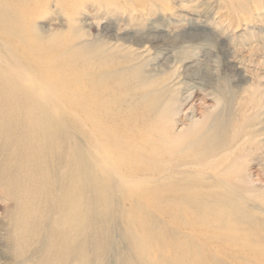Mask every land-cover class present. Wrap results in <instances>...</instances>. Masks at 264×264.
Instances as JSON below:
<instances>
[{"label":"rangeland","instance_id":"rangeland-1","mask_svg":"<svg viewBox=\"0 0 264 264\" xmlns=\"http://www.w3.org/2000/svg\"><path fill=\"white\" fill-rule=\"evenodd\" d=\"M3 7L0 264H264V0H2ZM90 73L109 86L104 108L120 110L118 125L133 118L131 107L168 102L170 123L161 129L179 140L167 153L155 141L156 160L141 158L161 174L129 175L137 159L113 141H88L93 127L68 98L83 92ZM75 78L80 87L69 89ZM73 152L112 188L100 193L106 217L91 216L80 191L63 206ZM153 186L169 194L132 201ZM153 207L175 213L151 217ZM63 208L72 209L59 215Z\"/></svg>","mask_w":264,"mask_h":264},{"label":"bare ground","instance_id":"bare-ground-1","mask_svg":"<svg viewBox=\"0 0 264 264\" xmlns=\"http://www.w3.org/2000/svg\"><path fill=\"white\" fill-rule=\"evenodd\" d=\"M5 5V4H4ZM1 6H2V0H0V24H2L1 26V28H0V31L1 32H3L4 31V28H5V25L7 24L5 21V19H6V17H5V14H4V7H3V9L1 8ZM12 6H14V5H12ZM9 8V7H8ZM19 10V9H18ZM12 13H13V11H12ZM22 13H23V11H22ZM7 17H8V15H7ZM11 23V22H10ZM21 23H22V21H21ZM23 24V23H22ZM21 24V25H22ZM19 25V24H18ZM19 27V26H18ZM11 29V28H10ZM22 29H23V26H22ZM18 32L20 31V30H17ZM26 31V30H25ZM4 34V33H3ZM25 35V34H24ZM8 36V35H7ZM26 37V36H25ZM27 42V41H26ZM19 47V46H18ZM18 47H17V49H18ZM21 49V48H20ZM35 50H37V49H35ZM26 52V51H25ZM25 55V54H24ZM32 55V54H31ZM34 62H36V61H34ZM44 64V63H43ZM37 65V64H36ZM43 66V65H42ZM50 67V66H49ZM51 68V67H50ZM42 70V71H41ZM41 73H45L44 75L46 76V73H49V71H47V66H46V70L44 69V67H41ZM3 72V71H2ZM51 72V71H50ZM61 74V73H60ZM1 75V74H0ZM4 75V74H3ZM64 75H65V73H64ZM89 77H90V80H87L88 82H87V86H84L83 88V92H81V91H75L74 89L72 90L73 92H75L76 94H74L75 96H69L70 98H68V99H70V101L72 102V103H74L75 104V106H82V108H83V111H82V113H84L83 114V122L85 123V122H88L89 123V125H90V127L92 126L93 128H95V129H91L92 131H94V132H92V131H90V129L89 130H87V132H88V134H89V137H90V139L91 140H88V141H90V142H93V141H95L94 143H96L97 144V146H96V144H95V146H94V148L96 147H99V146H101V144L103 143V141H106V142H110L111 143V141H113L114 142V144H115V150L117 149V150H119V153L121 154V155H126L128 158H131V157H134V159H137L136 160V162L135 163H137V165H132L131 167L132 168H127L126 169V172L129 174V175H132V174H135V173H143L144 174V176H147L149 173H158V174H161V172L162 171H160V170H156V169H151V167L148 165V162H142L141 161V158H146L149 162L151 161V159H155L156 158V156H158V152H155L154 150L155 149H157L156 147V142L155 141H157V142H160L161 143V145L164 147V150L162 151L161 149L160 150H158V151H162V152H165V153H167L168 151H169V148H173V147H175L174 146V144H176L177 143V141L179 140H170L169 138H167V136L164 134V131L162 132V129H161V127L162 126H164L165 125V123H166V121H167V119H168V117H169V114H170V106H169V104H168V102L167 103H164L165 105L164 106H157V107H153L152 108V106H149L148 108H146L145 110H141V108L139 109V110H141V112L140 111H135V113H134V111L132 110V107H131V109H127V110H129L130 112H131V114H133L134 116H133V118L131 119V117H132V115L130 116V114L128 113V115H129V117L127 116L126 117V121L124 120V123L122 122V125H121V123L118 125V121H119V118L122 116H124L123 114H121L120 113V110L117 108L116 110H107L106 108H104V102H106V100H107V98L105 97V92L108 90V89H110L109 88V86L108 85H105V84H101V83H98L99 82V80H98V82L96 81L95 82V77L93 78L92 76L93 75H91V73H90V75L89 74H87ZM76 76V75H75ZM88 76H86L87 78H89ZM65 77H66V75H65ZM6 78V77H5ZM48 78H49V80L50 79H53V78H50L49 76H48ZM48 78H46V79H48ZM92 78L94 79V81L92 80ZM4 79V78H3ZM60 79V78H59ZM62 79V78H61ZM75 79H77V78H75ZM42 80V79H41ZM69 80V79H68ZM92 80V81H91ZM102 80V79H101ZM4 81H5V79H4ZM9 81V80H8ZM8 81H6V82H8ZM59 81H61V80H59ZM65 80H62V82H64ZM73 81H75V80H72V82ZM1 82L3 83V81L1 80ZM57 81H55V83H56ZM72 82L71 81H69V84L71 83L72 84ZM101 82V81H100ZM65 83V82H64ZM63 83V84H64ZM68 83V82H67ZM74 83V82H73ZM117 83V82H116ZM6 84V83H5ZM63 84H61V85H63ZM68 84V85H69ZM80 81H79V79H77L76 80V82H75V85H73L72 84V87L70 88L69 87V89H72L73 88V86H79L80 87ZM3 85V84H2ZM55 85V84H54ZM57 85H59V84H57ZM1 86V85H0ZM35 86H37V85H35ZM59 87V86H58ZM57 87V88H58ZM61 87V86H60ZM60 87H59V89H60ZM66 87V84L64 85V88ZM2 88V87H1ZM4 88H5V85H4ZM67 88V87H66ZM6 89V88H5ZM18 89H19V87H18ZM61 89H62V87H61ZM59 90V91H62V90ZM7 90V89H6ZM9 90V89H8ZM21 90V89H20ZM19 90V91H20ZM10 91H11V95H12V93L15 91H13L11 88H10ZM9 91V92H10ZM72 91H71V93H72ZM69 92V90L67 91L66 90V94ZM1 93V92H0ZM25 93H26V91H25ZM108 93H109V91H108ZM6 94H8V93H6ZM1 95V94H0ZM63 95V94H62ZM69 95V94H68ZM67 95V96H68ZM73 95V94H72ZM65 96V95H64ZM67 96H65V98H67ZM1 97V96H0ZM7 97V96H6ZM37 97V96H36ZM35 97V98H36ZM39 97V96H38ZM37 97V98H38ZM8 98H9V95H8ZM12 98V97H11ZM28 98H29V96H28ZM118 98V97H117ZM30 99V98H29ZM28 99V100H29ZM115 99V98H114ZM16 100L17 99H15V102H16ZM31 100V99H30ZM29 100V101H30ZM37 100V99H36ZM39 100V99H38ZM14 101V100H13ZM28 101V102H29ZM69 101V102H70ZM113 101V100H112ZM26 102H27V100H26ZM36 102V101H35ZM68 102V101H67ZM108 102H110V100H108ZM157 102V101H156ZM0 103H2V102H0ZM71 103V104H72ZM113 103H114V101H113ZM157 103H159V105L161 104V102L159 101V102H157ZM5 104H8V102H5ZM28 104H30V103H28ZM32 104V103H31ZM22 105V104H21ZM20 105V107H22ZM25 105V104H24ZM44 105V104H43ZM132 105V104H131ZM154 105H156V104H154ZM26 106V105H25ZM29 106V105H28ZM27 106V107H28ZM1 107V106H0ZM2 107H4V105L2 106ZM14 107V106H13ZM26 107V108H27ZM33 107V106H32ZM39 107V106H38ZM46 107V106H45ZM141 107V106H140ZM4 109H6L7 110V108H6V106L4 107ZM9 109V108H8ZM23 109V108H22ZM28 109H29V107H28ZM43 109V108H42ZM41 109V110H42ZM135 109V108H134ZM143 109V108H142ZM21 110V109H20ZM20 110H19V113H20V115H21V112H20ZM44 110V109H43ZM132 110V111H131ZM11 111V110H10ZM25 111V110H24ZM23 110H22V112L23 113H25ZM32 111V110H31ZM34 111V110H33ZM4 112H5V110H4ZM28 112V111H27ZM41 112V111H40ZM39 112V113H40ZM18 113V112H17ZM29 114H30V110H29V112H28ZM38 113V114H39ZM7 114V113H6ZM5 113H3V114H0V125L2 124V122H3V124H6V123H4V119H7L6 117L8 116V114L6 115ZM32 114V113H31ZM43 114V113H42ZM150 114H152V116H150L149 117V115ZM19 115V116H20ZM24 115V114H23ZM23 115H22V120H24V118H23ZM27 115V114H26ZM25 115V116H26ZM18 116V117H19ZM30 115H28V117H29ZM27 117V116H26ZM46 117V116H45ZM122 117L120 118L121 120H122ZM12 118V117H11ZM20 118V117H19ZM106 119V121H105V123H103V121H102V119ZM107 118L111 121V123H110V121H109V123H107ZM28 119V118H27ZM35 119H38V118H35ZM47 119V118H46ZM104 119V120H105ZM4 120V121H3ZM34 120V119H33ZM41 120V119H40ZM75 120V119H74ZM118 120V121H117ZM29 121V123H30V119L29 120H27V122ZM130 121V122H129ZM168 121H169V119H168ZM167 121V122H168ZM13 122V121H12ZM11 122V123H12ZM45 122V121H44ZM44 122H40L39 123V125H36V127H37V130L39 129V132H37V133H39V134H42V135H45L46 134V130L44 129V125H45V123ZM48 122V121H47ZM116 122H118V123H116ZM34 123H35V121H34ZM33 123V124H34ZM50 123H51V120H50ZM169 123H170V121H169ZM32 124V125H33ZM108 124V125H107ZM22 125V124H21ZM24 125V124H23ZM31 126V125H30ZM29 126V127H30ZM1 127H3V125L1 126ZM48 127V126H47ZM50 127V126H49ZM19 128V127H18ZM24 128V127H23ZM0 130H1V128H0ZM21 130V129H20ZM30 130V129H29ZM34 130H36V129H34ZM50 132L52 131V130H49ZM5 132V131H4ZM3 132V133H4ZM21 132V131H20ZM86 132V133H87ZM52 133V132H51ZM156 133V134H155ZM31 134H32V130H31ZM50 134V133H49ZM23 135V134H22ZM22 135H21V137H22ZM24 136V135H23ZM31 136H29V138H30ZM42 137H45V136H40V140L41 141H43L42 140ZM101 139H100V138ZM136 137L138 138V137H149V139H148V141H151V139H152V141L154 140V143L153 142H151V143H147V142H144L145 144H142V138H141V140H139L140 138H138V140L136 139ZM172 137V136H171ZM24 138V137H23ZM28 138V137H27ZM35 138V137H34ZM39 138V137H38ZM37 138V139H38ZM151 138V139H150ZM199 138L201 139L202 138V136H199ZM199 138H196L195 139V141H198L199 140ZM31 139V138H30ZM33 139V138H32ZM36 139V138H35ZM44 139V138H43ZM47 139H48V137H47ZM173 139V138H172ZM26 140H28V139H26ZM25 140V141H26ZM86 141V140H85ZM175 141H176V143H175ZM30 142H31V140H30ZM33 142H34V139H33ZM38 142V141H37ZM49 142V141H48ZM71 142H72V140H71ZM179 143H180V141H179ZM179 143H178V145H179ZM31 144V146H32V143H30ZM34 144H35V142H34ZM40 144L41 143H39V145L37 146V148H39V146H40ZM50 144V143H49ZM69 144H70V142H69ZM113 144V143H112ZM29 144H27V146H28ZM88 145H90V144H88ZM147 145H149V147H151V145H152V148H148L147 147ZM34 146V145H33ZM32 146V148L34 149V147ZM51 146V145H50ZM158 146H160V144H158ZM162 146H160V147H162ZM21 147V146H20ZM42 147L44 148V146L42 145ZM41 147V148H42ZM79 147V146H78ZM90 147H92V146H89V148ZM28 148V147H27ZM32 148L30 149V150H32ZM36 148V149H37ZM40 148V149H41ZM53 148V147H52ZM35 149V150H36ZM49 149V148H48ZM182 149V148H181ZM22 150V149H21ZM50 150H51V148H50ZM2 151V150H1ZM19 151V150H18ZM37 151V150H36ZM43 151H44V149H43ZM52 151V150H51ZM47 152H49V150L47 151ZM39 153H40V151H39ZM41 153H43L42 151H41ZM125 153V154H124ZM175 153V152H174ZM92 154V153H91ZM38 155V154H37ZM41 155V154H40ZM70 155H72V159H71V161H70V164H69V166H70V169L71 170H73L72 171V173H70L71 174V176L73 177H71L72 178V185L71 186H69V188L68 189H64V191H66L65 193H64V205L63 206H66V200H68L71 196H72V194H73V192L72 191H80L81 192V194H83V195H85V196H87V195H89L88 197H89V201L85 198V201L86 202H89L90 203V209H88V212L91 214V216H96V217H101V215H104V217H106V211H105V207L108 205V200H107V197H105L104 195L105 194H103V196L100 194V193H103L102 191H101V189L103 188V190H106L107 188H108V184L109 183H107V182H104V183H102V180H101V174L100 173H97V170H95V168H94V166H93V163H92V161H90L89 159V157H88V155H87V160H89V162H87V161H85V163H84V167L83 166H81L80 165V163L79 162H81L77 157H78V155H77V153L76 152H73V154H69V156ZM119 156V155H118ZM125 156V157H126ZM150 156H153V158H150ZM38 157V156H37ZM126 157V158H127ZM196 157V156H195ZM40 158H41V156H40ZM69 158L70 157H68V158H66V160L68 159L69 160ZM162 158V157H161ZM26 160V159H25ZM63 160V159H62ZM156 160V159H155ZM64 162H66L65 160H63ZM34 162H35V160H34ZM31 163H33L32 161H31ZM41 163V162H40ZM79 163V164H78ZM83 163V162H82ZM199 165H202V166H205L206 164H203V163H198ZM36 165H37V163H36ZM42 165V164H41ZM40 165V166H41ZM208 165V164H207ZM44 166V165H43ZM62 166H64V167H66L65 165H62ZM37 167V166H36ZM88 167H89V169H88ZM231 167V166H230ZM35 168V167H34ZM105 168V167H104ZM39 171H40V169H39ZM79 171V172H78ZM32 172V171H31ZM38 172V171H37ZM78 172V174L77 175H83V176H85V179H84V181H83V185L81 184V186H79L78 187V184H77V176H76V173ZM74 173V174H73ZM80 173V174H79ZM36 174V173H35ZM34 175V174H33ZM32 176V175H31ZM38 176V175H37ZM161 178L160 179H162V178H165L164 176H160ZM68 178V177H67ZM49 179V178H48ZM63 179V178H62ZM52 182V181H51ZM68 182H69V180H68ZM160 182H162V180H160ZM81 183V182H80ZM51 184V183H50ZM77 184V185H76ZM43 184H41V186H42ZM53 185V184H52ZM57 186H59V185H57ZM68 186V185H67ZM160 186V185H159ZM43 188H45L46 186H42ZM170 187H171V185H170ZM42 188V189H43ZM48 188L50 189L51 188V186H48ZM47 188V189H48ZM52 189H54V188H52ZM58 189V188H57ZM109 189V188H108ZM112 189V188H111ZM111 189H109V190H111ZM72 190V191H71ZM114 190V189H113ZM176 190H178V189H176ZM48 191V190H47ZM52 191H55V189L54 190H52ZM95 191V192H94ZM112 191V190H111ZM58 192V191H57ZM110 192V191H109ZM162 192V191H161ZM172 192V190H170V193ZM76 193V192H75ZM105 193V192H104ZM113 193V192H112ZM115 193V192H114ZM178 193V192H177ZM43 194V193H42ZM111 194V193H110ZM148 194H150V196H148ZM166 194H169V190H168V187L167 188H165V191L163 192V193H160L158 190H157V188H156V186H153V187H151V188H149L148 190H147V192H145V194H138V195H130L131 196V199H132V201H133V198H135V199H138V200H143V199H145V197L149 200V201H153L154 199H157V200H159V198H160V196H162V195H166ZM57 195V194H56ZM107 195H109V194H107ZM112 195V194H111ZM114 195V194H113ZM121 196V195H120ZM176 196H177V194H176ZM55 197H57V196H55ZM84 197V196H83ZM112 197V196H111ZM114 197V196H113ZM125 197V196H124ZM129 197V196H128ZM128 197L125 199V198H122V200H124L125 199V201L128 199ZM79 198H80V196H79ZM115 198V197H114ZM109 199V198H108ZM130 199V198H129ZM111 200H113V199H111ZM161 200V199H160ZM210 200H211V198H210ZM66 201V202H65ZM79 201V200H78ZM114 201V200H113ZM188 201H190V200H187L186 202H188ZM145 202V201H144ZM217 202V201H216ZM89 203H88V205H89ZM192 203V204H191ZM201 203H203V204H214V203H211V202H209L208 203V200H207V198H202V202ZM76 204H77V202H76ZM86 204V203H85ZM190 204V206L191 205H193V202H190L189 203ZM78 205V204H77ZM139 205V202H134V206H138ZM80 206V205H79ZM87 206V205H86ZM196 206V205H195ZM199 207V206H198ZM83 208V207H82ZM82 208H81V210H82ZM97 208H99V212H100V214H96V209ZM71 209L72 208H68V210H67V208H63V209H60V212H59V215H61L62 214V212H65V211H71ZM79 209V208H78ZM75 210H77V209H75ZM80 210V211H81ZM195 210V209H194ZM236 211V210H235ZM69 212H66L64 215H62V219L60 220V219H57V221H59V223L61 222V223H64V222H66L67 221V218L69 219V217H68V214H69ZM192 212H194V211H192ZM73 213H74V211H73ZM159 213H161V215H171V214H173V213H175V212H173V211H169V210H166L165 208L164 209H158V208H155V207H153V208H151V209H149V210H147V214L149 215V216H151V217H155V216H158V215H160ZM169 213V214H168ZM194 213H196V212H194ZM73 216V215H72ZM71 216V217H72ZM79 216V215H78ZM175 216V215H174ZM222 217V216H221ZM192 226V225H191ZM73 227V226H72ZM201 228V227H200ZM203 228V227H202ZM54 229V228H53ZM55 229H57V228H55ZM205 230V229H204ZM56 231V230H55ZM61 231V230H60ZM64 232V231H63ZM60 235V234H59ZM62 235V234H61ZM243 240H244V238H243ZM259 246V245H258ZM257 248V247H256ZM261 249H259V251H260ZM257 251V250H256ZM264 253V252H263ZM264 263V262H263ZM262 264V263H261Z\"/></svg>","mask_w":264,"mask_h":264}]
</instances>
